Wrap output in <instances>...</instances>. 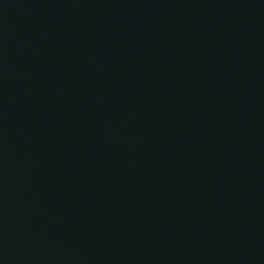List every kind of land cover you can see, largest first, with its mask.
<instances>
[{"label": "water", "instance_id": "1", "mask_svg": "<svg viewBox=\"0 0 264 264\" xmlns=\"http://www.w3.org/2000/svg\"><path fill=\"white\" fill-rule=\"evenodd\" d=\"M0 264H264V0H0Z\"/></svg>", "mask_w": 264, "mask_h": 264}]
</instances>
